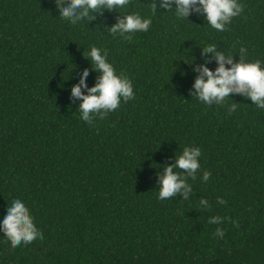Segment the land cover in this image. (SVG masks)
Returning <instances> with one entry per match:
<instances>
[{
	"label": "trees",
	"instance_id": "obj_1",
	"mask_svg": "<svg viewBox=\"0 0 264 264\" xmlns=\"http://www.w3.org/2000/svg\"><path fill=\"white\" fill-rule=\"evenodd\" d=\"M151 2L71 24L56 0H0V217L22 198L43 234L12 246L0 232V264H264V109L235 93L205 105L193 89L195 69L218 66L208 44L233 62L243 46L264 66V0H239L222 32L159 0L152 15ZM129 12L151 17L148 31L107 30ZM92 46L134 97L89 124L70 88L85 69L96 82ZM185 146L201 151L196 178L186 177L192 192L157 199V173Z\"/></svg>",
	"mask_w": 264,
	"mask_h": 264
},
{
	"label": "clouds",
	"instance_id": "obj_2",
	"mask_svg": "<svg viewBox=\"0 0 264 264\" xmlns=\"http://www.w3.org/2000/svg\"><path fill=\"white\" fill-rule=\"evenodd\" d=\"M129 4V0H56L59 15L67 18L69 23L76 24L84 18L93 19L96 11L104 9H122ZM151 14L155 15L158 6L152 0ZM159 8L172 11L177 18H187L190 13H202L207 24L217 31H224L226 25L235 16H238L243 5L239 0H159ZM152 23L151 17L141 16L138 12L122 14V18L107 30L112 34H125L133 32H146ZM203 53H212L218 66L215 70L209 69L207 61L196 71L200 72L193 83L195 98L205 105L222 104L230 94H240L242 97L254 102V107L264 109V66L260 60H246L247 49H239V59L233 62V55L217 50L216 45L208 44L203 47ZM90 59L92 70L99 73L96 82L89 87L87 77L89 70L85 69L79 78V83L71 85V97L78 99L79 116L81 120L93 123V118L99 116L103 119L107 113L116 110L121 101L127 102L134 97L132 81L124 74L117 73L113 64L107 59V52L96 46L90 47L85 56ZM226 64L229 65L226 67ZM82 89L86 91H82ZM236 103L228 105V111L234 112ZM176 155L175 162L163 167L158 172L157 199L163 200L182 194L186 200L192 192V186L187 183L186 177L196 178L200 168L199 147L185 146L182 152ZM174 169H183L176 172ZM210 173L204 171L201 179L207 181ZM218 203H224L217 198ZM199 203L204 208L208 207L206 199ZM221 217L211 216L208 223L219 224ZM0 232L8 239L12 246L21 243L28 244L34 239H43L42 232L34 223L33 216L26 202L19 197L13 198L7 204L5 214L0 217ZM224 231L217 227L214 236L222 238Z\"/></svg>",
	"mask_w": 264,
	"mask_h": 264
}]
</instances>
